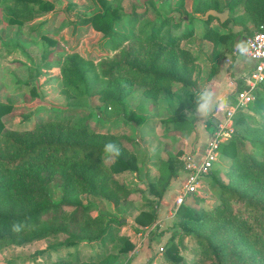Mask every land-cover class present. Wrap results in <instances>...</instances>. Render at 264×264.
<instances>
[{"label": "trees", "instance_id": "16d2710c", "mask_svg": "<svg viewBox=\"0 0 264 264\" xmlns=\"http://www.w3.org/2000/svg\"><path fill=\"white\" fill-rule=\"evenodd\" d=\"M121 1L117 0L113 6L110 0H93L98 10L77 23L100 33L98 45L113 51L112 55L93 64L74 50L55 51L59 59L56 61L47 59L45 52L39 64L29 66L26 79L19 82L20 86H28L30 97H38L29 86L40 75L39 69H51L59 63L64 109H29V115L22 118L26 120L31 114L35 118L37 114L33 126L16 130L5 128L1 119L13 106L0 102V247L22 246L62 232L66 236L56 247L83 240H95L102 247L116 240L118 246L112 245L116 253L131 249L133 244L127 236L119 234V226L124 225L121 218L91 215L93 205L82 204L78 198V194L86 193L117 206L131 195L117 178L118 174L136 169L134 156L120 143L115 127L99 132L89 124L91 113H85L86 102L94 95L102 104V111L109 108L121 118L131 87H143L145 96L158 99L164 93L173 94L174 83L182 87L194 85L189 76L190 63H185L190 60L185 57L192 52L183 50L180 43L194 35L196 21L202 24L197 36L212 43L214 58L216 51H222L224 57L239 44L234 43L237 34L247 37L264 27V0H199L196 9L202 15L208 9L228 10L227 19L218 23V27L230 22L239 29L219 32L209 26L210 21L218 22L217 19L211 16L203 19L197 13L189 19L191 28L185 29L179 23L181 20L166 17L141 22L147 11L132 8L123 14L128 31H118L114 23L121 20ZM13 2L14 10L7 18L9 24L30 21L33 18L30 4L36 11L51 10L54 4L53 0ZM178 6L182 7L181 0ZM176 53L183 56L179 62ZM214 66H210L211 70ZM241 89L242 82L237 80L235 91ZM252 94L253 99L247 105L250 114L243 115L241 110L233 114L234 133L220 145V152L230 153L227 157L231 164L226 183L214 179L218 204L208 211L194 212L181 204L175 209L178 225L195 240L196 259L190 264H264V76ZM195 100L186 106L188 110L194 111ZM44 111L46 117L40 120L38 114ZM181 112L182 105L178 103L165 122L184 123ZM124 118L136 124L142 122V117L134 111H127ZM108 142L117 145L120 155L106 162L103 149ZM245 143L252 151L240 149ZM175 167L171 158L167 159L164 167L159 168L158 177L149 181L157 187L151 189L155 198L162 196L166 184L176 174ZM53 180L60 193L55 203L48 193ZM151 200L147 202L151 204ZM155 215L149 209L138 212L133 218L135 228L150 224ZM161 254L168 264H185L173 244ZM108 255V258L89 257L83 261L60 259L50 264H107L106 260L112 258Z\"/></svg>", "mask_w": 264, "mask_h": 264}, {"label": "rangeland", "instance_id": "374dc122", "mask_svg": "<svg viewBox=\"0 0 264 264\" xmlns=\"http://www.w3.org/2000/svg\"><path fill=\"white\" fill-rule=\"evenodd\" d=\"M110 1L113 6H116L118 3L117 0ZM179 1L122 0L120 2L121 9H119L121 20L120 22L114 23V29L128 31L123 14L129 13L132 8L138 9V11L143 9L147 11L141 19V22L166 17L172 20H181L179 23L184 29L186 27L191 28L192 23L189 20L190 17L194 13L203 16L202 11L196 9L199 0H181V8L178 6ZM55 4L57 17L54 19V24L56 26L65 24L70 28L64 32H60L61 34L56 40L51 36H45L41 42L38 41L30 45L31 56L26 57L20 54L17 57L21 56L26 62H30V59L33 66L38 65L41 56L45 54V45L53 46L54 41L55 51L68 53L74 50L82 57L90 59L93 64H97L103 58L113 54V51L107 47L98 45L95 36L98 35L96 31L91 27L88 28L87 25H84V28H82V26L77 24L98 10L93 0H57ZM214 27L219 32H226L228 28L232 27V24L227 22L222 27ZM40 28L46 29L44 25L40 26ZM194 30L198 34L202 31V27L195 28ZM76 33H82V35L78 37ZM180 47L185 51H189L190 49H194L195 51V53H191L188 57H185L190 59L185 63H190L189 76L193 80L194 85L188 84L182 87L180 84L174 83L172 86L173 94L168 95L164 93L158 99H151L145 96L142 90L144 89L143 87H131L129 97L126 100L127 108L121 118L117 117L115 113H112L109 108L102 111V104L94 95L90 96L85 106V113H91L89 124L96 131L103 132L108 127L111 129L115 127L114 132L119 136L120 143L134 156L133 161L136 169L133 171H123L118 174L117 178L131 192V195L127 199L120 200L117 206H113L106 200L86 193L78 194V198L82 204L86 205L90 203L93 205L89 211L91 215L102 214L115 219L121 218L120 221L124 225L119 226V234L127 236L128 241L133 244L132 248L125 253L118 254L116 253L115 247L114 249L112 248V245L118 246L116 240L113 242L108 241L102 247L95 240L76 241L70 246L56 247L55 245L60 243L66 236L65 233L57 232L52 236L33 241L26 245L16 246L8 244L0 247V264H50L60 259L62 261L67 259L71 261H83L89 257L105 256V258H108V253H110L112 258L106 260L107 264H133V261H137L136 264H168L163 259V254L161 253L170 244L175 245L178 255L184 258L185 264H190L191 261L196 259L195 240L193 236L186 234L178 225L179 217L175 213L176 207L173 201L169 202L171 206L169 208L170 213L167 214L166 218H162L164 217V213L162 214L159 204L160 198H155V195L151 192V189L157 190V187L149 181L158 177L159 168L161 166L164 167L165 162L170 158L174 162L176 170L179 169V181H181L185 171L184 158L188 155H193L194 161H198L206 145L207 138L218 131L217 123L222 120V114L221 117L216 119L214 124H210L207 118L209 123L207 134L204 138L202 137L203 140L201 142H197V138L199 137H197L198 134L195 130L198 124L197 115L195 111L188 110L187 107L190 106V101L197 97L202 88V85L198 83L197 77L204 78L208 74L209 67L217 62L222 51H216V56L212 60V55L215 52L211 51L212 43L200 39L197 35L183 40L180 43ZM176 55L179 62L183 56L181 53H176ZM46 57L47 59H51V61L58 59L56 54H50ZM12 64L17 65L16 62ZM57 64L59 63H56L50 71H45L46 75H42L39 70V79L34 80L32 85L30 84L29 87H33L38 97H30L29 90L27 89L28 86L17 85L15 87H5L0 84V102L6 100V103L13 106L9 114L1 117L5 122V128H14L16 130L31 128L37 114L35 118L30 117L32 114L26 120L22 118L23 116L29 115V109L43 107L47 111L50 108L64 109L66 107L64 97L60 93L61 84ZM1 73L2 70L0 68V78ZM1 94H5L6 96H2ZM233 102L234 97L227 105H231ZM178 103L182 105L180 115L185 122H181V124L165 122L173 114ZM127 111H134L137 115L141 116L142 122L136 124L130 120H126L124 117ZM250 111L247 106L241 112L243 115H248ZM46 114L45 111L40 112L38 114L40 115V120H43ZM232 121L233 118H231L232 132L219 143L218 158L206 173L202 175L200 189L196 194L186 195L180 203L194 212L208 211L218 204L219 200L217 190L214 189V179L217 178L225 183L227 181L226 173L231 164V160L227 155L229 156L230 153L226 152V150L220 152V145L228 141L234 133ZM118 122H120V125ZM180 126L184 128L179 129ZM194 141L197 143L195 144ZM200 146H202L201 155L196 157V149ZM240 149L245 152L252 151L247 143L242 147L240 146ZM223 158H226L228 162H221ZM104 159H106V162L110 161L109 158ZM48 193L52 202L55 203L60 199L59 188L55 180L48 185ZM175 194L176 192L173 195ZM147 200H151L152 203L149 204ZM148 209L158 216L156 217L158 219L157 222L153 219L150 224L141 226L137 230L133 223V218L138 212L147 211ZM53 246L55 248H52ZM147 247L149 250L146 249ZM42 249H44L42 252H35Z\"/></svg>", "mask_w": 264, "mask_h": 264}, {"label": "crops", "instance_id": "0c3cea01", "mask_svg": "<svg viewBox=\"0 0 264 264\" xmlns=\"http://www.w3.org/2000/svg\"><path fill=\"white\" fill-rule=\"evenodd\" d=\"M13 1L14 0H0V68L2 70L0 84L4 85L5 87L6 86L15 87L17 85H20L19 82L25 80L27 77L29 66L33 65L30 59H29L30 62H26L24 59L21 58V56L17 57V55L23 54L26 57L31 56L30 45L38 41L41 42L43 38H45V36L47 37L51 36L54 40H56L57 37H59V35L61 34L60 32H64L68 28H70L65 24L62 25L60 24L58 26L54 24V19H56L57 17V14L55 13V9H56L55 3H57V0H53L54 1L53 8L51 10H46V11H36L34 5L30 4L29 6L32 8L31 12L33 14V18L30 21L24 22L23 24H9L7 23V18L10 12L14 10ZM218 23L219 22H217L216 20H212L209 22V26L215 28L214 26H218ZM43 25L46 27V29L40 28V26ZM87 27L90 28V26L88 25ZM201 27L202 24L199 21H196L194 23V28H201ZM82 28H84V26H82ZM238 29H239L238 25H232L231 27L232 31ZM76 34L78 37L82 35V33H76ZM96 34H98L95 35L97 42L98 38L100 37V33L96 32ZM195 35H198L196 33V30H194V35L192 37H194ZM241 37H243L242 34H237L235 36L234 38L235 45L237 43H240ZM54 45H55V41H54ZM54 45L53 46L45 45L46 50L44 52H48L47 55L55 54ZM190 50L192 53H195L194 49H190ZM213 58L214 57H212V60ZM13 62H16L17 65H13L12 64ZM214 65L215 66L212 67L213 70H211V67H209L208 74H206L204 78L197 77L198 83H200L202 87L210 86L216 88L218 93L223 95L226 102L229 103L230 100H232L234 97V93L236 90V81L240 80V82H242L245 75L251 69L253 63L251 61L242 59L240 57L230 58L228 57V54H226L224 57L222 56L219 57L217 62L214 63ZM39 70L41 71L42 75L44 74L46 75L45 71L47 72L50 71V69L45 70L42 68H40ZM39 77L40 75H38L34 80H38ZM1 95L4 96L5 94H1ZM222 111L223 109L222 107H220L218 109H215L213 112L209 113L204 118H200L199 116H197L198 124L195 127V130L198 134L197 137L199 136L197 138V142H201V140H203L202 137L204 138V136L207 134V130L209 126L207 118L209 119L210 124H214L216 119L221 117ZM197 142H195V144ZM196 151L197 152H195V156L196 157L200 156L202 152V146L196 149ZM225 161H227V159L223 158L221 162L225 163ZM178 170L176 171V174L170 178V180L168 181V183L164 188V192L162 196L160 197L159 204L162 210V214L164 213V217L162 218H166L167 214L170 213L169 208H171V206L169 205L170 204L169 202L173 201V197H174L173 194L178 189V185L180 182L179 181L180 175ZM156 217L158 216L155 215L154 221L157 222L158 219H156ZM146 249H148V247ZM133 262H134L133 264L137 263V261H133Z\"/></svg>", "mask_w": 264, "mask_h": 264}, {"label": "built area", "instance_id": "2783aa9c", "mask_svg": "<svg viewBox=\"0 0 264 264\" xmlns=\"http://www.w3.org/2000/svg\"><path fill=\"white\" fill-rule=\"evenodd\" d=\"M228 57H240L253 63L251 69L242 80V89L235 91L234 102L222 106V120L217 123L218 131L206 140V145L198 161L193 155L184 158V175L173 197L174 206L177 207L188 194H196L201 187L202 175L213 165L218 158V145L232 132L231 118L237 110H243L253 99L254 87L264 76V27L245 37Z\"/></svg>", "mask_w": 264, "mask_h": 264}, {"label": "clouds", "instance_id": "9594fccd", "mask_svg": "<svg viewBox=\"0 0 264 264\" xmlns=\"http://www.w3.org/2000/svg\"><path fill=\"white\" fill-rule=\"evenodd\" d=\"M194 103L196 115L204 118L215 109L226 106L227 102L223 95L218 93L216 88L204 86L200 89ZM103 150L109 159L120 155V149L112 142L106 143ZM14 230L19 231V228L14 226Z\"/></svg>", "mask_w": 264, "mask_h": 264}, {"label": "water", "instance_id": "95a60500", "mask_svg": "<svg viewBox=\"0 0 264 264\" xmlns=\"http://www.w3.org/2000/svg\"><path fill=\"white\" fill-rule=\"evenodd\" d=\"M213 17L218 20L219 23L224 22L228 17V10L224 9L222 11H217L215 9H208L203 13L202 18L206 19L207 17ZM245 37L240 38V43L244 42Z\"/></svg>", "mask_w": 264, "mask_h": 264}]
</instances>
